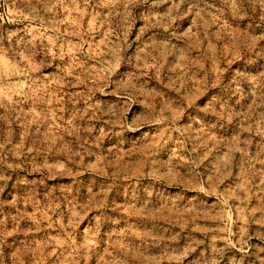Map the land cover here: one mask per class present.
<instances>
[{"label": "rangeland", "instance_id": "1", "mask_svg": "<svg viewBox=\"0 0 264 264\" xmlns=\"http://www.w3.org/2000/svg\"><path fill=\"white\" fill-rule=\"evenodd\" d=\"M0 264H264V7L0 0Z\"/></svg>", "mask_w": 264, "mask_h": 264}, {"label": "clouds", "instance_id": "2", "mask_svg": "<svg viewBox=\"0 0 264 264\" xmlns=\"http://www.w3.org/2000/svg\"><path fill=\"white\" fill-rule=\"evenodd\" d=\"M257 2L264 7V0H257ZM132 131H135L136 129H131Z\"/></svg>", "mask_w": 264, "mask_h": 264}]
</instances>
